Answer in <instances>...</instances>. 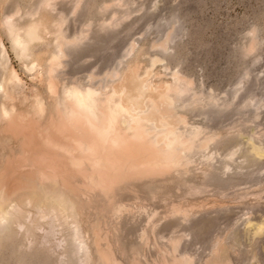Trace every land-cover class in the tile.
Wrapping results in <instances>:
<instances>
[{"label": "rangeland", "instance_id": "obj_1", "mask_svg": "<svg viewBox=\"0 0 264 264\" xmlns=\"http://www.w3.org/2000/svg\"><path fill=\"white\" fill-rule=\"evenodd\" d=\"M54 1L65 18L63 34L77 38L85 32L86 37L69 48L59 73L49 77L44 65L53 51L52 37L45 36L22 60L1 25L17 5L21 14L37 0H0L5 54V62L0 58V108H12L27 120L23 125L0 119V182L3 186L5 181V192L53 173L62 181L69 175L78 187L90 189L82 175L50 150L45 160L35 155L44 152L38 132L43 135V128L56 118L54 93L60 87L112 85L113 72L115 82L120 76L145 79L146 88L155 91L176 85L178 79L188 83L192 91L180 96L185 100L182 110L175 112L157 97L149 102V110L165 119L182 115L188 128L201 129L216 140L194 155L189 176L175 180L172 174L179 170L166 168L154 173L151 193L140 191L138 183L135 189L132 183L129 190L118 191L113 198L127 210L120 218L127 230L120 220L106 219L91 206L75 207L74 226L53 213L54 218L45 217L46 210L40 208L42 217L31 204L21 205L24 210L16 206L21 212L11 209L8 222L0 224V264H183V257L192 264H264V230L254 235L264 222V152L254 162L244 161L252 145L264 151V0ZM171 33L166 48L158 47ZM252 41L256 48L247 53ZM194 95L200 100L197 106L186 102ZM38 103L44 111L39 116ZM148 221H155L154 227H148Z\"/></svg>", "mask_w": 264, "mask_h": 264}, {"label": "bare ground", "instance_id": "obj_2", "mask_svg": "<svg viewBox=\"0 0 264 264\" xmlns=\"http://www.w3.org/2000/svg\"><path fill=\"white\" fill-rule=\"evenodd\" d=\"M76 1L79 2V0H75V2ZM55 2L56 1L54 0H37L36 4L31 9H28L26 12L21 14L17 5V10L14 8L15 10L12 12L13 15L10 13L12 16H4L5 18L1 22V25L10 40L13 50L22 60H26L30 56L32 47L35 44L43 42L45 36L49 35L52 37V42L54 45L52 54L49 58H47L48 60L46 61L45 65L42 64L44 65L46 72L49 74V77L59 73L58 71L60 67L62 68V66L65 64V59L67 60L70 56L69 48L76 47L79 45V43H81V41H83V39H85L84 37H86L85 32H81L79 36L77 34V38H68L64 35L65 33L63 34L64 30L62 31V26L65 22V18L63 17L62 13L58 11L59 9H55ZM76 3L75 5H77ZM171 35L172 33L167 35L165 40H163V42L161 41L160 44H157V46L163 48L169 41ZM255 45V42L252 41L250 46H248L247 53L248 51L251 52L254 50L256 48ZM0 55L1 59L5 58L2 45H0ZM3 61L5 62V59ZM110 74L109 80L112 81V85H108L107 82L106 85L104 83L103 85H101L102 83H98L99 85L90 83L89 85L87 84L83 86L73 85L71 87H60L58 92H56L57 94L54 93V97L56 95V118L54 119L52 118L53 116L51 117L56 121L54 122L53 120V123L52 121H49L51 124L48 126L43 125V127L45 126V128H43V135V132L37 131L38 137L44 145L42 150L44 152H39L37 149L38 152H36L35 155H37L39 159L43 158V160H45V152H47L46 149L50 150L49 153H52L55 158H59V160L63 159L64 165L69 166V168L82 175V177L88 182L90 189L78 187L76 179L70 177L69 175H66L65 179L62 181V179L60 180L53 172L52 176H46L45 174L41 175V178H38L39 180H30L26 178L28 181H23L25 178L22 176V181L25 183L21 184L19 188H16L9 193L5 192L2 188L5 186L4 184H6L5 181L3 186L0 182L1 226H3L4 221L8 222L6 220L9 215L12 214L11 209H15L14 211H16V206L19 207L20 205V207H22L21 205L27 204H31L37 208L36 210L34 209L37 214L41 213L43 210H46L45 217L48 215L51 218L56 217L58 218L57 220L62 219L63 223L68 219L71 220L69 221V223L71 222L70 226L71 224L73 226L75 224V207L77 205H83L86 207L91 206L93 208V212L99 214L103 213L105 216L104 218L106 219H114L116 221L117 219L120 220V218H122L121 216L123 212H125L126 209L125 206L119 205L120 200L117 201L118 199H114V196L116 197L121 192H125L132 183L140 184V186L143 187H140V191L144 193H151L152 190L150 191V188L151 183H154L152 179L155 176L154 173L161 172L162 169L168 168L170 170H174L175 172L179 170L177 171L176 176L173 173L174 171L171 172L173 173V176L171 174L170 175L175 180L183 178L185 175L189 174L190 165L193 162L194 155L198 154L202 150L207 149L208 146L211 145V143H214L216 140L211 135V137L203 135L201 129L198 130L195 127L191 128L189 125L188 126L190 128H188L186 126L187 122L183 119L184 117H181L182 115L179 116L178 114V116H175L172 119H165L149 110V102L153 101V97L161 98V100L164 98V101L167 103V105H170L171 108L175 110V112L176 110H182V108H184L183 104L185 100L181 101L179 99L180 96L183 95L182 93H188L189 91H192L187 88L188 83L186 84V82L184 83L180 79L176 78L180 81L179 82L177 80V83L182 82L181 84L178 83V86L177 83L176 85L174 83V86H166L161 90L159 89L160 91H157V89L155 91L146 88L145 79L130 80L129 78L124 79L122 76H120V78L117 79V82H115L117 75L114 74V72ZM109 83L111 82L109 81ZM1 86L2 85H0V87ZM53 92L55 91L53 90ZM193 97L190 96V98H188L190 100L186 102L189 104L192 103L193 105L200 102V100L195 99V95ZM204 102L205 101H203V104ZM40 103L42 102L40 101ZM40 103L37 105V111L35 110L38 116L44 112L42 111L43 108L40 106ZM209 103L212 105L215 103V101L209 100ZM34 104L36 103L34 102ZM186 104L187 103H185V106H187ZM13 111L14 109L12 108L2 106L0 108V119L8 124H11L12 122L14 123L17 120L21 123L23 121L25 122V116H18L20 114L17 115ZM28 115L30 114L28 113ZM28 115L26 117H28ZM40 129L42 128L40 127ZM33 135H31V137H33ZM207 135L209 136V134ZM31 137H29V139ZM35 138L37 137L35 136ZM35 144H33L34 148L37 147ZM37 144L38 147H40L38 142ZM23 148L25 147L23 146ZM40 149H42V147ZM262 150L263 149L252 145L248 151V154H245L244 161H247V163L254 162V157H261L263 155L264 151ZM24 151L26 150L24 149ZM207 159L209 158L207 157ZM64 168L67 169L66 167ZM224 168H227L226 164ZM0 178H2L1 174ZM145 181H147L148 184L143 183ZM19 184L20 183L16 185L18 186ZM135 186L136 184L132 187L134 188ZM116 192H118V194ZM123 194L125 193H122L121 195ZM16 196H18L17 199H15ZM40 208L43 210H40ZM21 209L24 210L25 207L24 209L23 207ZM38 209L41 212L38 213ZM174 211L176 212V209ZM19 212H21V210ZM52 213L53 215H56L52 217ZM150 214L152 215V213ZM40 215H42V213ZM43 216L44 214L42 217ZM152 216L154 217L155 215ZM50 217H48V219ZM127 217L129 216H126V218ZM46 219L47 218H45V220ZM121 221L122 220H120V222ZM120 222L119 224L122 226L123 224ZM150 222L148 221V223ZM51 223L52 222H50V224ZM66 223H68V221ZM154 223L151 222L148 227H154ZM261 225H258V227L255 229V236H258V234L264 230V227L262 228L264 222L263 225ZM125 228L126 226L123 230H127ZM75 230L77 229L75 228ZM142 234L144 233H141V237ZM76 235L73 234L72 237L76 239L78 238L79 241V236L77 237ZM80 246L84 247L83 244ZM177 246H173L172 250L175 249V247L177 248ZM84 248L81 250L83 253L86 252ZM185 258L183 257V260H185L183 264H192L187 258V260ZM179 263L182 262L180 261Z\"/></svg>", "mask_w": 264, "mask_h": 264}]
</instances>
